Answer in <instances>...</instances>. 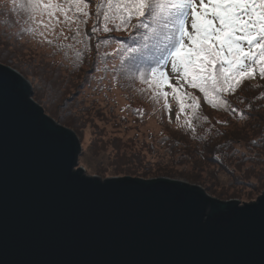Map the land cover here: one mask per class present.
<instances>
[{
	"label": "water",
	"instance_id": "95a60500",
	"mask_svg": "<svg viewBox=\"0 0 264 264\" xmlns=\"http://www.w3.org/2000/svg\"><path fill=\"white\" fill-rule=\"evenodd\" d=\"M0 61V264H264V189L86 172L82 138Z\"/></svg>",
	"mask_w": 264,
	"mask_h": 264
},
{
	"label": "trees",
	"instance_id": "16d2710c",
	"mask_svg": "<svg viewBox=\"0 0 264 264\" xmlns=\"http://www.w3.org/2000/svg\"><path fill=\"white\" fill-rule=\"evenodd\" d=\"M95 6L90 3V17L83 28L84 46H78L80 42L71 38H63L64 42L58 36L44 35L43 39L52 41L48 45V52H51L49 65L43 59L36 63L27 57L23 53V42L19 43L15 38L20 33L24 38L32 33L37 35L38 31L50 34L40 29L42 18L38 15L33 18V14L27 11L28 0H0V61L18 69L31 80L33 98L42 103L57 122L73 129L80 138L86 126L93 128L90 152L110 160L111 169L102 167L99 169L102 173L141 177L177 175L200 185L205 179L214 183L219 182L221 175H227L232 185L254 187L258 184L264 176V79L261 80L260 75L259 81L245 78L235 91L222 94L221 99L226 105L220 107H212L198 89L187 85L186 92L197 98L198 107L195 116L189 107L186 123L178 132L180 134L161 128L155 134L149 133L153 140L150 143L136 134L125 140L119 136L105 137L98 121L110 117L113 124L121 125L129 119L117 116L114 109L116 101L109 95L115 89L127 91L126 108L132 111V115L137 114L140 107L147 113L143 106L145 101H149L145 97H149L150 88L141 91L136 87L154 81L149 80V75L156 65L145 58L131 73L122 72L124 46H138L140 38L135 31L122 34L111 24L109 27L113 30L103 32L102 14L101 23L96 24L99 30L91 33L95 20L90 18L96 14ZM29 28L33 29L31 34H28ZM134 38L137 39L136 45L132 44ZM113 43L120 46L109 48ZM62 44L73 47L62 48ZM56 46L59 47L57 55L65 57L66 65H62V59L50 58ZM75 51H80V58L75 56ZM101 91L106 93L105 97L100 96ZM133 91L141 93L132 97ZM186 99L190 105L191 99ZM150 108L158 121L160 116L163 119L168 115V110L160 107L159 99ZM188 122L191 127H188ZM164 125L170 128L168 124ZM208 185H204V189L209 192ZM218 192L224 197L227 195L223 190Z\"/></svg>",
	"mask_w": 264,
	"mask_h": 264
},
{
	"label": "snow or ice",
	"instance_id": "6c2138e0",
	"mask_svg": "<svg viewBox=\"0 0 264 264\" xmlns=\"http://www.w3.org/2000/svg\"><path fill=\"white\" fill-rule=\"evenodd\" d=\"M89 7L90 0H28L27 11L33 18H42L45 30L58 24L72 30L74 24L71 39L83 43ZM95 13L91 33L99 30L96 24L101 23L102 14L103 32L112 31L111 24L115 30L135 31L140 38L138 46H124L122 72L131 73L145 58L152 60L156 66L150 72L161 90L156 95L168 97L163 91L167 84L182 111L183 97L191 99L188 107L194 116L198 101L192 93L181 91L185 84L198 89L212 107H220L226 105L222 94L235 91L256 69L264 78V0H97ZM74 54L81 56L80 51ZM169 63L179 87L169 83ZM164 106L169 107L167 99Z\"/></svg>",
	"mask_w": 264,
	"mask_h": 264
},
{
	"label": "rangeland",
	"instance_id": "374dc122",
	"mask_svg": "<svg viewBox=\"0 0 264 264\" xmlns=\"http://www.w3.org/2000/svg\"><path fill=\"white\" fill-rule=\"evenodd\" d=\"M96 1L97 0H90V3L92 2L93 4H96ZM95 16L96 14L92 15L90 19L95 20ZM61 20H62V17H61ZM44 22H47L46 18H44ZM74 28H75L74 24L72 25V30H70L69 27L63 24H58L54 29L45 30L43 25L41 24L40 29L45 32H50V34L45 33L43 35H40L41 31H38V34L34 35V33L30 31L28 34H31V33L32 34L29 35L28 38L27 36H25L24 38L21 33L20 35L15 36V38L19 39V43L23 42L22 44L23 53L27 57L34 60L36 63L41 62L40 59H43L46 61V63L49 64L48 55L51 52H48L49 42H47L46 39H43L44 35L54 36L56 38L60 37L62 41L66 42L63 38L65 39L71 38L72 34H74L73 32ZM119 32H121L122 34L128 33V31H125L123 27L120 28ZM82 39L83 41L85 40V38H82ZM81 45L84 46V42L78 44V46H81ZM116 46H120V44L113 43L109 46V48L114 49ZM57 54H59L58 46H56V48L53 50V53L51 54L50 58L51 59H55V58L62 59L63 60L62 65H66L67 62L65 61V57H62L61 55H57ZM48 67L51 69V66H48ZM166 71L169 75V83L175 87H179L176 79L171 73L170 63L168 64ZM151 76L152 75L150 73L149 80L153 79V77L151 78ZM262 79L264 78H261V80ZM259 80H260L259 72L255 70L254 76L251 78V81L257 82ZM148 87L150 88V90L148 91L149 97H145V99H149V101H145L144 106H143L145 107V111L147 113H145L143 108L140 107L139 108L140 110L137 112V114L132 115L131 113L132 111L126 108V101H127L126 95H128L127 91H122L121 89H115V92L109 95V96H113L114 100L116 101V104L114 103L113 104H114L115 112L118 114L117 116L118 117L127 116L129 119L127 122L121 123V125L113 124L112 119L110 117L106 118L104 121H98L97 124L103 128L105 137L119 136L125 140V139L130 138L133 134H136L140 138H145L146 141L150 143L153 140L149 138V133L152 132L153 134H155L156 132L161 131V128L169 129V130L172 129L171 131L174 130L173 132H175L176 134H180L178 132H180L183 129L186 123L188 114H189V107H188L189 100H187L186 97H183L185 108L182 111L180 109L179 103L176 101L173 95H171L172 88L169 87L167 84L163 86V91L168 92L170 94L166 98L163 95H156L161 90L157 86L155 80L153 82L148 81V83L144 85H138L136 88L143 91ZM186 88H187V85L185 84L183 89H181V91L186 92ZM139 93L141 92L133 91L132 97H136ZM100 96L105 97L106 93L104 91H101ZM157 99H159L160 107L166 108L164 106L165 99H167V102L169 105V107L166 108V110H168V115L163 119L160 116L159 121L157 120V117L153 113H151V108H150L153 102L156 103ZM34 101L36 100L34 99ZM54 121H56L55 117H54ZM164 124H168L170 128ZM92 131H93V128L91 126H86L85 133L83 134V137H81L82 138V154L77 160V163L75 166H86V172L102 173L99 171V169L102 167L108 168L109 170L111 169L109 167L110 160L106 158V156H102L99 154L95 155L90 152L89 143L92 137ZM106 173H110V172H106ZM174 176H177V175H174ZM210 180L208 181L207 179H205L204 180L205 182L203 184V185H208V184L210 185V186L208 185L207 187L211 190L209 192L210 193L213 192V193L209 194V192L207 191L208 195L223 197V198H228V199H233L234 197L237 196L239 203H248V202L254 201L262 193L264 189V176L260 180V182L256 184L254 187H249L248 185H244V184L232 185L230 183V177H228L227 175H221L219 182L216 181L213 183V181L211 180L212 181L211 182ZM253 181L255 182V179ZM217 190L218 191L223 190L226 192L227 195L224 197L221 194H219Z\"/></svg>",
	"mask_w": 264,
	"mask_h": 264
}]
</instances>
